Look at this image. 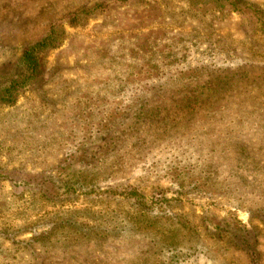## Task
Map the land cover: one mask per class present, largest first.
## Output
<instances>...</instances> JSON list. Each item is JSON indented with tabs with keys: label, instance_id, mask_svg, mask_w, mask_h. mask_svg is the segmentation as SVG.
Segmentation results:
<instances>
[{
	"label": "rangeland",
	"instance_id": "374dc122",
	"mask_svg": "<svg viewBox=\"0 0 264 264\" xmlns=\"http://www.w3.org/2000/svg\"><path fill=\"white\" fill-rule=\"evenodd\" d=\"M50 28L37 76L18 80ZM201 94L218 110L203 140L216 177L177 194L150 172L166 157L152 136L187 135L185 100ZM79 171L99 191L149 182L148 200L169 201L150 215L187 227L145 218L133 232L127 207L115 218L68 189ZM261 219L264 0H0V264H264Z\"/></svg>",
	"mask_w": 264,
	"mask_h": 264
},
{
	"label": "trees",
	"instance_id": "16d2710c",
	"mask_svg": "<svg viewBox=\"0 0 264 264\" xmlns=\"http://www.w3.org/2000/svg\"><path fill=\"white\" fill-rule=\"evenodd\" d=\"M83 13V11H81ZM53 28L49 29V32L44 35L41 39L37 40L33 44L27 46L21 53L19 58L20 61V73L17 75V79L20 80L25 74L24 79H32L37 76L39 68V56L45 51L46 48L52 46L51 43L54 42V35L52 32ZM187 72V71H186ZM23 73V74H22ZM194 71H192V74ZM182 75H188L187 73H181ZM24 81V80H23ZM22 81V83H23ZM158 87H151L146 89V96L149 97L150 94L155 93V90ZM12 101H9L11 103ZM187 107V112L182 115L184 121L188 122L191 126L190 132L186 135L183 134V137L176 141V138L173 134H176L178 131H170L169 127H164L158 133L153 134V138L159 141H165L164 145L159 144V152H164L161 155L166 157L162 159L159 157L157 161L151 164L152 171L151 173L157 172L159 175V169L163 168L162 172L165 175L166 179L172 183L173 186L179 191V193H207V183L211 176H215V168L211 164H208L211 158H213V148L212 143H204L203 140L210 136L213 131H211V126H213V120L218 116L216 114L217 105L215 107L211 106L209 97L207 95L201 94L199 96L189 97L185 100ZM193 122V123H192ZM199 127L200 131H197L195 128ZM210 129V130H209ZM173 133V134H172ZM182 134V133H180ZM206 140V139H205ZM233 146H236L235 144ZM143 151L149 153L146 149V146L143 148ZM115 172H119L114 165ZM156 174V175H157ZM66 185L68 189L73 192L75 190H83L81 193L86 197H91L93 201H102L105 200L110 203L114 210L109 213V216L117 218L122 207H127L126 216L124 219L125 224L128 223V220H135L133 225L136 230L133 232H138L139 222L149 218L150 222L154 225L159 223H171L173 220L177 221L183 228H186V223L182 221V217H174L170 214L165 215L155 214L150 215L152 207L157 208L159 203L163 205L168 204L165 198H160V200L153 199L154 197L148 200L147 196L144 194V189L147 185L150 187L149 182H144V180H138L136 184H127L123 188L120 186L108 187L103 191L93 189L95 185L94 179L92 176L87 175V173H82L79 171V174L76 175V178H73L71 181H68ZM148 187V188H149ZM150 190V189H149ZM152 192V191H151ZM80 193V194H81ZM173 201H177L176 199ZM159 210V207H158ZM130 213V214H129ZM264 222L263 219H261ZM68 221V220H67ZM71 224H73L71 222ZM68 225V224H67ZM117 227V226H116ZM114 227V228H116ZM123 228V227H122ZM123 230L129 231L125 228ZM189 238L193 233L190 229L187 228ZM115 233V232H111ZM80 240H85L86 237L81 235L78 236ZM78 238H73L72 241H62L65 246L75 245L78 243ZM97 240H102L103 236L96 237ZM253 258H256L255 251L249 253Z\"/></svg>",
	"mask_w": 264,
	"mask_h": 264
}]
</instances>
